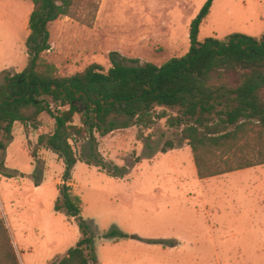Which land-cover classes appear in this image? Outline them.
Instances as JSON below:
<instances>
[{
  "label": "rangeland",
  "instance_id": "374dc122",
  "mask_svg": "<svg viewBox=\"0 0 264 264\" xmlns=\"http://www.w3.org/2000/svg\"><path fill=\"white\" fill-rule=\"evenodd\" d=\"M97 1L92 26L70 17L49 25L47 56L65 75L92 63L107 70L111 54L129 64L137 59L159 65L183 56L190 48L191 22L206 0ZM32 8V0H0V83L30 62ZM234 33L264 34V0H214L199 39ZM167 119L97 134L93 143L103 166L86 162L88 140L73 143L80 160L70 184L81 197L83 217L96 230V264H264V164L202 180L192 170L191 147ZM75 123L80 124L79 115ZM53 128L47 113L37 127L17 122L5 161L19 173L0 176V217L16 238L34 245V259L54 257L49 264L81 237L76 218L54 209L64 183L63 159L36 148L39 134ZM114 226L127 236L106 237Z\"/></svg>",
  "mask_w": 264,
  "mask_h": 264
},
{
  "label": "trees",
  "instance_id": "16d2710c",
  "mask_svg": "<svg viewBox=\"0 0 264 264\" xmlns=\"http://www.w3.org/2000/svg\"><path fill=\"white\" fill-rule=\"evenodd\" d=\"M26 45L28 66L7 73L0 83V174L12 178L6 153L14 139V125L37 127L42 114L54 119L50 132L39 134L36 148H47L64 161L57 212L76 218L81 237L52 264H96V230L82 215L81 197L70 181L80 160L73 143L90 142L87 163L104 165L97 134L132 126L151 127L167 117L192 149L199 178L218 176L264 164V34L242 33L199 39L201 25L214 0H206L190 25V48L163 64H131L111 54L112 66L88 65L72 75L51 61L49 25L70 17L88 26L96 20L97 0H32ZM163 108L157 111V108ZM166 109L177 110L168 115ZM79 115L80 124L75 123ZM32 156L36 157L34 150ZM106 237L127 236L114 226ZM0 264H21L9 228L0 217Z\"/></svg>",
  "mask_w": 264,
  "mask_h": 264
},
{
  "label": "crops",
  "instance_id": "0c3cea01",
  "mask_svg": "<svg viewBox=\"0 0 264 264\" xmlns=\"http://www.w3.org/2000/svg\"><path fill=\"white\" fill-rule=\"evenodd\" d=\"M192 161L194 162V160H192ZM194 164H195V162H194ZM254 167H258V166H253V167H249V168H254ZM244 169H246V168H244ZM192 170H196V172H197L196 165H195V169H194V167H192ZM197 175H198V173H197ZM0 176L6 177V176H4L2 174H0ZM7 178H9V177H7ZM208 178H210V177H208ZM208 178H204V180H206ZM40 187H41V184L36 183L35 189L36 190H39ZM263 212H264V210H263ZM8 227H9V225H8ZM9 231L11 233V236H12V239H13V243H14V246L16 248V251H17V254H18V257L20 259L21 264H49L50 261L54 258V257L53 258L52 257L51 258L50 257L49 258L47 257V258H45L43 260H36V259H34L33 258V254H34V251L33 250L35 248L34 245H32L27 239H25L24 236H22V237L20 236L19 238H16L15 234H13V232H12V230H11L10 227H9ZM23 254L27 256L26 257L27 259H24Z\"/></svg>",
  "mask_w": 264,
  "mask_h": 264
}]
</instances>
